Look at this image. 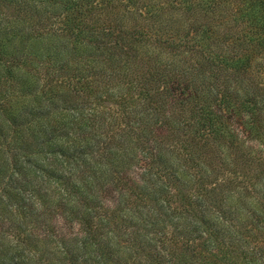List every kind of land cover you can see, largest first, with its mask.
I'll return each instance as SVG.
<instances>
[{"label": "trees", "instance_id": "trees-1", "mask_svg": "<svg viewBox=\"0 0 264 264\" xmlns=\"http://www.w3.org/2000/svg\"><path fill=\"white\" fill-rule=\"evenodd\" d=\"M0 206V264H264V0H0Z\"/></svg>", "mask_w": 264, "mask_h": 264}, {"label": "rangeland", "instance_id": "rangeland-1", "mask_svg": "<svg viewBox=\"0 0 264 264\" xmlns=\"http://www.w3.org/2000/svg\"><path fill=\"white\" fill-rule=\"evenodd\" d=\"M38 210V206L35 204L34 207H33V211H36ZM0 212L3 216H5V209L3 207L0 206ZM2 229L5 228V223H3L2 225Z\"/></svg>", "mask_w": 264, "mask_h": 264}]
</instances>
